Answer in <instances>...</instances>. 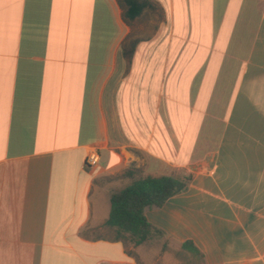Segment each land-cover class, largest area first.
Returning a JSON list of instances; mask_svg holds the SVG:
<instances>
[{"label": "crops", "instance_id": "obj_1", "mask_svg": "<svg viewBox=\"0 0 264 264\" xmlns=\"http://www.w3.org/2000/svg\"><path fill=\"white\" fill-rule=\"evenodd\" d=\"M6 2L0 264H264V0ZM146 176L188 188L134 245L111 197Z\"/></svg>", "mask_w": 264, "mask_h": 264}, {"label": "trees", "instance_id": "obj_2", "mask_svg": "<svg viewBox=\"0 0 264 264\" xmlns=\"http://www.w3.org/2000/svg\"><path fill=\"white\" fill-rule=\"evenodd\" d=\"M127 1L130 5L128 15L134 17L140 10H135V0ZM187 188V180L171 176L135 179L127 187L112 194L107 224L115 230L117 239L134 245L144 244L164 233L149 221L146 210L164 206L169 199ZM191 247L197 249L193 241L184 244L186 249Z\"/></svg>", "mask_w": 264, "mask_h": 264}, {"label": "built area", "instance_id": "obj_3", "mask_svg": "<svg viewBox=\"0 0 264 264\" xmlns=\"http://www.w3.org/2000/svg\"><path fill=\"white\" fill-rule=\"evenodd\" d=\"M100 158V154H98L97 152L90 153L86 159L87 166L98 164L100 162Z\"/></svg>", "mask_w": 264, "mask_h": 264}, {"label": "rangeland", "instance_id": "obj_4", "mask_svg": "<svg viewBox=\"0 0 264 264\" xmlns=\"http://www.w3.org/2000/svg\"><path fill=\"white\" fill-rule=\"evenodd\" d=\"M6 3H7L6 0H0V8H1V6L5 5Z\"/></svg>", "mask_w": 264, "mask_h": 264}]
</instances>
